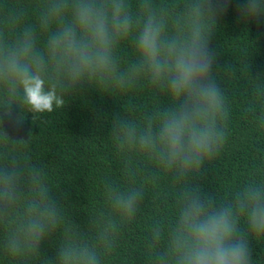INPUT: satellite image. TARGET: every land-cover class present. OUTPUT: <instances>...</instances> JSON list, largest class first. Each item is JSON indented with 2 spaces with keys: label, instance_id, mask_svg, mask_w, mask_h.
<instances>
[{
  "label": "clouds",
  "instance_id": "obj_1",
  "mask_svg": "<svg viewBox=\"0 0 264 264\" xmlns=\"http://www.w3.org/2000/svg\"><path fill=\"white\" fill-rule=\"evenodd\" d=\"M227 7L226 0H0V107L23 106L35 118L64 108L85 86L109 93L141 84L169 101L140 118L114 116L121 175L103 180V206L83 228L43 167L25 158L28 140L0 130V259L105 264L149 186L167 180L174 214L153 222L148 264H255L250 244L264 241V177L226 198L200 183L229 135L230 105L217 72L236 67L219 68L210 47ZM261 17L264 0H246L240 18ZM126 43L133 49L127 60L120 54ZM252 81V119L264 132V79ZM48 242L54 257L41 252Z\"/></svg>",
  "mask_w": 264,
  "mask_h": 264
},
{
  "label": "trees",
  "instance_id": "obj_2",
  "mask_svg": "<svg viewBox=\"0 0 264 264\" xmlns=\"http://www.w3.org/2000/svg\"><path fill=\"white\" fill-rule=\"evenodd\" d=\"M226 2L227 10L219 17L210 47L217 53L219 68L228 64L236 67L232 74L223 69L217 72L230 105L229 135L223 152L205 165L200 179L205 191L224 198L239 185L264 177V132L257 129L251 114L252 79H264V17L245 22L240 9L246 0ZM120 54L125 60L131 58V44L126 43ZM67 99L64 108L35 118L23 106L0 107V130L12 139L28 140L25 158L43 167L67 215L83 228L103 206V180L121 175V163L111 142L114 116L140 118L169 101L147 84L109 93L85 86ZM173 192L167 180L149 186L137 217L123 228L117 248L105 264H148L147 237L155 220L174 214ZM250 246L255 264H264V241L252 240ZM55 251V242L41 249L48 257H54ZM0 264L7 262L0 259Z\"/></svg>",
  "mask_w": 264,
  "mask_h": 264
}]
</instances>
